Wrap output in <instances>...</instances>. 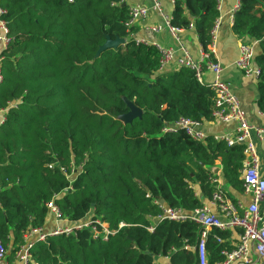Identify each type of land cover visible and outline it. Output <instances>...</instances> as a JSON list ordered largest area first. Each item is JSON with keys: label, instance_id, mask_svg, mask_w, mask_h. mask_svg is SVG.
<instances>
[{"label": "trees", "instance_id": "1", "mask_svg": "<svg viewBox=\"0 0 264 264\" xmlns=\"http://www.w3.org/2000/svg\"><path fill=\"white\" fill-rule=\"evenodd\" d=\"M124 3L0 0L10 37L1 53L0 239L12 255L25 231L45 227L54 201L69 222L92 216L116 232L107 241L90 229L50 236L34 248L38 264H199L194 247L204 228L158 220L156 201L187 212L202 206L216 191L218 160L223 179L244 190V146L164 131L181 118L212 121L215 92L194 68L161 70L157 46L137 42L135 26L126 25ZM239 4L233 32L259 43L257 104L264 112V0ZM219 16L216 0H174L171 24H194L207 50ZM108 36L126 42L99 52ZM127 101L142 117L124 120ZM231 234L206 231L209 264L234 248Z\"/></svg>", "mask_w": 264, "mask_h": 264}, {"label": "built area", "instance_id": "2", "mask_svg": "<svg viewBox=\"0 0 264 264\" xmlns=\"http://www.w3.org/2000/svg\"><path fill=\"white\" fill-rule=\"evenodd\" d=\"M125 2V0H123ZM126 3V2H125ZM219 12L223 9L224 0H216ZM237 3L235 11L239 8ZM151 11H157L164 19L163 24L150 26V30L159 32L167 27L175 39L180 42L179 35L184 28L176 27L171 24V16L164 13L160 0H152L150 6L144 4H132L129 6L130 18L127 26H134L136 22L146 19ZM5 11L0 7V43L4 48L10 42L9 27L2 15ZM219 17L211 31V42L207 50H201L200 59L195 61L192 56L184 50V56L178 60V65L194 68L198 80L204 84L202 74L207 69L213 74L212 81L208 84L215 92V109L213 120L215 122L231 123L236 127L222 135H215L217 140H224L228 146L242 145L245 159L242 168L243 188L246 194L252 196L248 206L241 202L233 201L227 193L219 187L218 178H211L213 184L217 186L216 191L211 198L210 204L217 207L213 211L210 204H203L192 212H187L182 208H175L156 201L162 213L157 218L169 219L174 221L190 220L201 225L205 231L202 232L201 240L195 248L199 264H209L206 251V231L215 226L222 230L240 229L238 243L231 250H224L225 259L218 264H264V218L260 210V202L264 201V178L259 171V153L252 139V131L255 130L259 138L264 137V127L253 126L246 118L245 111L240 105V100L233 92L230 82L223 78L224 66L222 65L217 53L218 29L220 26ZM189 28H194L190 24ZM137 42L146 43L137 40ZM160 51V69L164 70L175 58V49L171 47H157ZM255 50L253 44L241 42L239 45V56L235 65L241 69L246 77L256 76L259 78L260 70L255 65ZM2 57H0V84L4 81L2 70ZM5 121V120H4ZM201 122L191 118H181L175 124L167 126L164 131H176L183 129L190 137L195 140L204 141L207 134L201 129ZM49 213L53 214L57 225L51 229L43 226H32L23 234V241L12 255L8 247L0 239V264H38L34 260V248L38 242L46 241L50 236L71 235L77 232L90 229L96 238L108 240L109 236L116 232L112 230L108 223L101 218L92 216L71 223L63 215L59 206L50 201L47 204ZM125 223H120V227ZM150 231L154 230V225L148 227ZM220 240V239H219ZM189 248V246H186ZM169 264V263H167Z\"/></svg>", "mask_w": 264, "mask_h": 264}, {"label": "crops", "instance_id": "3", "mask_svg": "<svg viewBox=\"0 0 264 264\" xmlns=\"http://www.w3.org/2000/svg\"><path fill=\"white\" fill-rule=\"evenodd\" d=\"M162 3V8L165 14L172 16L174 10V0H160ZM128 6L132 4H144L150 6L152 0H125ZM239 0H224L223 9L220 12V26L218 29V39H217V53L218 57L224 66L223 78L230 82L233 92L237 95L240 100V105L245 111L247 120L256 127H264V112H262L257 104L259 98L258 90V80L256 76L246 77L241 69L235 65V61L239 56V45L241 42H249L253 44L255 54H258L259 43L257 41H252L249 38L241 39L233 32V18H234V9ZM164 19L161 14L157 11H151L146 19H142L135 23V32L134 37L136 40L144 41L148 44H153L155 46L161 47H171L175 49V58L168 65L166 69H176L178 65V60L184 56V50L192 56V58L197 61L200 59V53L202 47L198 41V35L194 28L185 29L180 33L178 42L172 33L167 27H164L163 30L159 32H154L150 30V26L163 24ZM4 49L2 43H0V57ZM255 62V61H254ZM256 65V64H255ZM257 66V65H256ZM202 78L204 84H209L213 79V74L204 69ZM5 120V110H0V126ZM236 127L234 122L231 123H222L215 121H206L201 124V129L207 135H222L226 132L232 131ZM252 139L255 143L256 149L259 153V171L261 176L264 178V137L261 139L256 134L255 130L252 131ZM220 160L216 161V167L219 168L218 180L219 187L222 188L229 198L236 202H241L244 206H248L251 202L252 196L243 192H239L236 189L232 188L222 177V169L220 166ZM215 167V168H216ZM226 184V187H223V184ZM198 188V187H197ZM215 188L217 186L215 185ZM199 189V188H198ZM202 196V194L200 195ZM211 199H205L204 204H210ZM213 211H217V207L210 204ZM260 210L264 218V201L260 202ZM57 225L55 217L53 214L49 213L46 228L51 229ZM232 232L231 239L234 242V247L238 243L239 235L241 230L230 229ZM237 264V263H233Z\"/></svg>", "mask_w": 264, "mask_h": 264}, {"label": "water", "instance_id": "4", "mask_svg": "<svg viewBox=\"0 0 264 264\" xmlns=\"http://www.w3.org/2000/svg\"><path fill=\"white\" fill-rule=\"evenodd\" d=\"M125 4V3H124ZM126 40L124 38L116 37L111 38L107 37L106 42L100 47L99 52H102L108 48H117L120 45L124 44ZM127 105L129 107V111L123 116L126 122H131L134 118L142 117L143 110L137 107L133 102L127 101ZM219 168H214V172H218Z\"/></svg>", "mask_w": 264, "mask_h": 264}, {"label": "rangeland", "instance_id": "5", "mask_svg": "<svg viewBox=\"0 0 264 264\" xmlns=\"http://www.w3.org/2000/svg\"><path fill=\"white\" fill-rule=\"evenodd\" d=\"M223 187H224V188L226 187V184H225V183L223 184Z\"/></svg>", "mask_w": 264, "mask_h": 264}]
</instances>
